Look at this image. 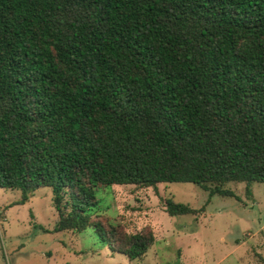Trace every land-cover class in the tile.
<instances>
[{
  "label": "trees",
  "instance_id": "16d2710c",
  "mask_svg": "<svg viewBox=\"0 0 264 264\" xmlns=\"http://www.w3.org/2000/svg\"><path fill=\"white\" fill-rule=\"evenodd\" d=\"M165 183H264V0H0V189H49L53 232L132 261L151 230L91 217L94 194Z\"/></svg>",
  "mask_w": 264,
  "mask_h": 264
},
{
  "label": "rangeland",
  "instance_id": "374dc122",
  "mask_svg": "<svg viewBox=\"0 0 264 264\" xmlns=\"http://www.w3.org/2000/svg\"><path fill=\"white\" fill-rule=\"evenodd\" d=\"M232 198L208 197L191 183L155 188L110 186L94 196L90 216H102L126 233L144 226L154 237L140 260L110 253L91 228L53 232L51 192L37 189L23 205L0 189V264H264V183L228 184ZM202 212L168 217L163 200ZM94 210V211H93Z\"/></svg>",
  "mask_w": 264,
  "mask_h": 264
}]
</instances>
